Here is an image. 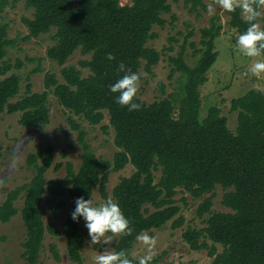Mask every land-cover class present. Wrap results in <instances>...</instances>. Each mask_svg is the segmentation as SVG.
I'll return each instance as SVG.
<instances>
[{"label":"trees","instance_id":"trees-1","mask_svg":"<svg viewBox=\"0 0 264 264\" xmlns=\"http://www.w3.org/2000/svg\"><path fill=\"white\" fill-rule=\"evenodd\" d=\"M19 1L0 0V12ZM25 1L34 9V15L23 18L29 33L22 40L38 38L55 29V44L48 47L47 56L63 66L64 82L56 73L47 72L43 92H33L28 82L25 95L13 101L21 93L22 77L18 73L7 74L22 63L13 64L6 59L16 40L9 37V23H0V116L4 112H21L23 126H45L50 123L49 95L54 93L71 112L68 121L83 146L78 170L72 161L65 163V180L47 179L55 150L52 145L38 147L27 161L33 168L32 179L10 190L0 204L2 223L21 213L27 228L23 253L27 263L39 262L49 232L66 237L73 264H87L82 252L86 241L83 220L74 222L71 212L77 197L92 199L95 187H99L105 200L111 197L120 204L133 228L131 236H119L114 251L126 249L135 258L132 249L137 234L161 229L169 221L173 228L182 227L185 217L175 198L181 189L194 198L210 194L197 209L199 217L209 214L206 226H190L183 233L191 249H207L214 264H264V92L251 89L231 101V110L238 112L236 132L228 127L227 118L217 106H211L207 115L201 117L200 87L208 81L207 74L218 58L216 40L223 30L220 18H211L210 26L201 29L195 64L187 63L185 46L177 56L170 57V79L180 73L175 91L152 103L136 96L135 102L142 107L132 112L117 104V94L109 91V86L124 75L118 71L121 62L138 72L141 81L142 68L153 74L162 53L148 42L156 37L155 25L166 24L163 15L172 12V3L183 1L190 12L200 15L208 8L206 1L216 5L215 0H131L127 4H122V0ZM261 11L264 13V9ZM228 15L230 25L240 35L247 27L240 10ZM175 20L173 15L172 22ZM261 22L264 25V15ZM78 49L91 57L80 60V67L65 65ZM107 53L115 59L108 60ZM41 69L39 66L34 71ZM83 69L90 73L83 76ZM159 86L165 95L166 84L160 82ZM105 111L118 148L113 160L97 156L84 126L74 117L98 125L105 119ZM128 163L135 167L134 173L122 177L110 196V174ZM61 166L57 163L55 169ZM157 171H161L158 181ZM218 186L225 190L222 203L231 211H212ZM67 194L71 207L61 232L53 222L45 223L42 202L45 200L48 208L57 213L66 206ZM21 197L24 203L19 209L16 202ZM217 244L223 246V251H218ZM50 251L57 261L62 259L57 243H50ZM156 262L153 259L152 264Z\"/></svg>","mask_w":264,"mask_h":264},{"label":"rangeland","instance_id":"rangeland-1","mask_svg":"<svg viewBox=\"0 0 264 264\" xmlns=\"http://www.w3.org/2000/svg\"><path fill=\"white\" fill-rule=\"evenodd\" d=\"M121 2L127 4L131 3V0H122ZM206 2L208 8L203 10L200 15L190 12L183 1L172 3V12L163 15L167 21L166 24L164 26L155 25L156 37L149 40L148 45L161 51L162 55L159 63L153 67V74H148L142 68L141 74L144 79L140 82L137 96L147 103H152L175 91L179 85L180 73L170 79V57L177 56L185 46L187 63L189 65L195 64L198 59L195 50L201 47V29L210 26L211 18L219 17L223 30L216 40L218 58L207 74L208 81L200 87L201 117L204 118L207 115L211 106H217L221 109L222 115L227 118L228 127L236 132L238 112L231 110V101L234 98L243 96L251 89L264 92V73L258 77L247 73L248 67L254 62L255 58L245 57L237 50L236 40L239 33L230 25L228 13L223 11L217 4ZM210 6L214 8L213 14H209L208 9ZM33 15L34 9L29 8L25 0H20L14 7L8 6L3 12H0V23L4 21L9 23V37L16 40L6 59L13 64L22 63L20 68H14L7 74L8 76L12 73H18L22 77L21 93L13 101L25 95L28 82H31L33 92H43L46 89L45 75L47 72L56 73L60 82H64L61 74L63 66L47 56L48 47L55 44L53 39L55 29L41 34L38 38L28 41L22 40V37L29 33V28L24 23L23 18H31ZM173 15L176 16L174 22H172ZM168 47L173 49L169 50ZM90 57L91 55L83 54L78 49L65 65L72 64L80 67L79 61ZM39 66L42 69L35 72L34 70ZM89 73V69H83V76H87ZM160 82L166 84L167 93L165 95L160 90ZM49 107L50 123L40 127L23 126L20 123L21 112L12 114L4 112L1 114L0 204L6 199L10 190L32 179L34 175L33 168L29 167L27 161L31 152L36 151L38 147L52 145L55 150L54 164L47 173V179L61 178L65 180L67 174L65 163L67 161H72L75 168L79 169L83 146L78 140V132L72 129L68 121L71 112L63 107L54 93L49 95ZM105 113V119L98 125H91L84 119L74 117L84 126L87 132L86 137L97 156L113 160L118 148L114 143L115 131L110 127L109 114L107 111ZM105 126L107 128H104ZM57 163H62L59 170L55 169ZM134 171L135 167L131 163H128L119 171H113L109 176L107 186L109 195H113V189L122 177L131 176ZM160 175L161 171H157V181ZM224 193L225 190L221 186L216 188L212 211H231L222 203ZM209 195L194 198L189 192L181 189L178 191L175 198L182 207L181 213L185 217L184 225L173 228L172 221H169L165 227L148 232V234L155 235L158 238L153 257V259H157L156 264H214V258L208 254L207 249L193 250L183 238V233L188 227L202 228L206 226L205 220L209 214L199 217L197 209L204 198ZM65 198L67 201L66 206L57 213H53L48 208L45 200L42 202L45 223L53 222L61 232L71 207L69 194ZM92 200L96 204L105 201L99 187H95ZM23 203L24 199L21 197L16 202V206L21 209ZM82 230L86 239L82 252L87 264H94L95 256L104 251H114L113 245L117 242L119 236L112 237L110 244H92L88 230L84 226V221L82 222ZM107 236H111V234L109 233ZM26 237L27 228L24 225L21 213L14 216L7 223L0 222V264H28L23 256ZM52 242L58 244L62 257L60 261H57L50 251V243ZM209 243L211 242L209 241ZM217 247L219 252L223 251L221 244H217ZM146 254L145 246L137 241L132 249V255L136 258ZM37 264H73L67 251V240L63 234L52 236L49 232L46 233V239Z\"/></svg>","mask_w":264,"mask_h":264},{"label":"clouds","instance_id":"clouds-1","mask_svg":"<svg viewBox=\"0 0 264 264\" xmlns=\"http://www.w3.org/2000/svg\"><path fill=\"white\" fill-rule=\"evenodd\" d=\"M215 3L228 13L240 10L247 27L236 40V47L243 56L255 58L248 67L247 73L260 76L264 73V25L260 22L264 15L261 11L264 9V0H215ZM208 11L209 14H213L214 8L210 6ZM106 58L115 59L112 53H107ZM118 71L124 75L109 86V91L117 94L115 102L126 107L129 112L139 111L142 105L135 102V98L141 82L140 74L132 71L123 62L119 64ZM74 203L71 219L76 223L81 219L84 221L92 244H110L112 237L132 235L131 221L113 198L109 197L96 204L91 198L85 199L80 196ZM109 233L111 236H107ZM135 239L145 246L146 255L133 258L126 249L104 251L95 256L94 264H152L158 238L143 231L137 234Z\"/></svg>","mask_w":264,"mask_h":264}]
</instances>
